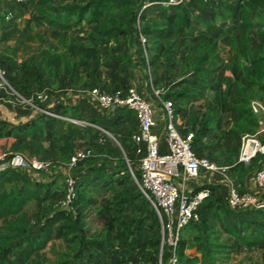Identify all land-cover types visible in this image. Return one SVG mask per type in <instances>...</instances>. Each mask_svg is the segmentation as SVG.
Returning a JSON list of instances; mask_svg holds the SVG:
<instances>
[{
  "label": "rangeland",
  "instance_id": "374dc122",
  "mask_svg": "<svg viewBox=\"0 0 264 264\" xmlns=\"http://www.w3.org/2000/svg\"><path fill=\"white\" fill-rule=\"evenodd\" d=\"M106 1L108 7L91 22L88 21L92 17L90 9L78 16L74 9L83 7L87 0L22 2L29 10L22 7L25 15L21 27H15L12 33L15 38L11 54L0 47V65L7 71L6 79L13 93L37 103L36 91L45 88L49 96L53 95V78L57 84L75 88L100 84L98 78L105 73L102 66L105 62L114 63L109 59V54L118 50L112 46L114 43L127 38L128 32L135 39L138 32L149 25L151 29H160L162 33L158 37L161 40L157 47L163 68L171 72L170 79L174 80L169 85L171 91L163 94L175 99L177 114L187 110L183 124L196 131V150L224 165L227 175L244 189L243 177L251 164L237 159L239 138L243 133L255 134L264 144V128L261 129L264 110L254 112L250 107V102L256 101L264 108V40L258 37V32L262 31L264 38V4L248 0H185L177 9L186 14L189 24L195 27L191 32L197 33L196 27H199L206 33L205 39L192 42L187 38V31L179 29L181 18L169 20L163 8H141V0ZM7 5L8 1L0 0V11ZM39 12L69 21L71 28L63 38H53L47 24L38 19ZM221 22L225 24L222 30L217 36L211 35L208 29L216 33ZM150 31L145 33L149 40L154 35ZM148 53L147 61L152 64ZM187 54L200 59L198 62L205 69L200 73V88L186 85V80L193 76V68L183 60ZM13 56L15 59L11 58ZM13 61L17 64L15 67L11 64ZM178 92L184 95H177ZM224 105L230 108L225 109ZM233 106L244 112L238 113ZM74 122L71 134L69 126H64L57 128L50 137L54 162H64L75 149L90 148L94 156L88 162L103 165L106 174L90 173L85 179L76 180L79 196L74 203L75 229L79 230L81 241L76 244L55 238L48 249L35 251L25 264H72L71 257L81 259L85 254L95 260L97 255L104 254L101 245L110 249L117 244L132 262L165 264L168 247L161 240L163 229L156 213L138 193L135 176L128 170V164L133 170L136 165L129 142L113 132L95 134L96 130L91 132L92 126ZM177 122L180 123L179 118ZM39 133L41 136L40 130ZM121 170L123 173L119 172ZM117 173L122 175L121 183L115 181ZM54 182L52 189L42 187L36 198L26 201L25 209L37 217L56 207L62 177L55 176ZM5 189L14 191L15 187ZM221 199L215 197L211 205L201 206L199 221L189 223L180 232L179 264H264V230L258 224L264 216V208L244 217L238 214L232 217L233 213L225 204L218 202ZM99 210L116 217L112 228L98 219ZM235 232L254 236L259 242L251 247H236ZM18 240L15 238L11 242ZM21 245L14 244L11 257H17ZM135 250L137 252L131 253Z\"/></svg>",
  "mask_w": 264,
  "mask_h": 264
},
{
  "label": "built area",
  "instance_id": "2783aa9c",
  "mask_svg": "<svg viewBox=\"0 0 264 264\" xmlns=\"http://www.w3.org/2000/svg\"><path fill=\"white\" fill-rule=\"evenodd\" d=\"M13 1L22 3L25 0ZM184 3L185 0H141L140 6L145 8L155 4L171 9L176 4ZM0 16L2 17L1 23H6L13 20L14 12L4 7L0 11ZM139 38L141 42L144 41L142 33H139ZM6 75V69L0 65V91L10 88ZM87 92L100 107L106 110L123 107L134 115L136 125L130 131L128 139L131 143L130 153L136 160L135 174L129 164L128 170L135 176V184L140 196L156 213L163 229L161 240L165 241L168 247L165 264H179L176 251L179 234L189 223L199 221L202 202L210 195L209 186L187 187L190 180L197 177L201 171L223 178L224 202L232 213L264 208V163L256 166L253 172V181L259 192L241 189L227 175L224 165L217 164L196 150L192 144L194 131L176 122V102L172 97L167 96L160 100L164 120L162 129L164 146H161L156 134L151 130L155 124L153 104L139 90L122 85L108 89L93 85L87 89ZM34 94L39 102L49 99V93L45 88ZM250 107L254 112L264 110L256 101L250 102ZM41 110L46 114L59 116L46 107H41ZM75 120L79 122L78 119ZM75 120L72 119V121ZM261 122L263 124L261 129H263L264 116ZM102 130L105 131L103 128ZM258 152L264 153V144L255 134L243 133L239 138L237 159L246 162ZM92 156L94 154L90 148L75 149L64 162L58 163L62 170L63 183L61 193L55 203L56 207L71 214L76 213L74 205L77 199L75 170L79 164ZM48 165V161L29 158L20 151L0 152V171L16 167L45 170ZM31 222L35 223L34 218ZM126 263H129V260Z\"/></svg>",
  "mask_w": 264,
  "mask_h": 264
},
{
  "label": "crops",
  "instance_id": "0c3cea01",
  "mask_svg": "<svg viewBox=\"0 0 264 264\" xmlns=\"http://www.w3.org/2000/svg\"><path fill=\"white\" fill-rule=\"evenodd\" d=\"M6 1H8L7 6H9L14 12L15 21H13V24L19 29L22 24V17L25 15L22 13V7L26 10L29 9L21 3H15L13 0ZM147 8L152 9L162 7L151 4L148 5ZM206 10L207 9H205V13L207 14ZM192 23L198 24V22ZM224 25L223 22L219 23L220 27H216V33H212V29H208V32L211 35L214 34L213 36H217V33L222 30ZM149 27L151 26L149 25ZM16 33L19 34L18 32H15V34ZM139 33H142L144 38V41L142 42L140 41ZM230 34L233 35L234 31H231ZM14 38L15 36L12 34L8 39L0 40V47L3 46L6 48L9 55L13 49V45L11 44L12 40L14 41ZM158 40H161V37L156 36L149 40L141 31L138 32V36H136L135 39H132L131 32H128L127 38L120 39L117 43L112 45L118 48V50L109 54V59L114 61V63L113 65L108 64L107 62L104 63L106 65H103L102 67L105 68L103 69V72L105 73L98 78L100 84L96 83L94 85L103 89L120 85L131 86L143 93L153 104V117L155 124L152 126L151 130L156 134L159 144L164 146L162 131L164 120L160 109V100L167 97L163 93L166 90L171 91L169 85H171L174 80L170 79L171 72H168L163 68L164 64L162 63L161 52L159 51V47H157V45H159ZM3 43L5 44L3 45ZM145 46H148L147 49ZM147 52H149L148 55L153 60L152 64H149L147 61ZM141 54L144 58H141ZM121 55H125L126 58H120ZM11 58L15 59L14 56ZM18 60L19 59L17 58L16 61ZM12 63L13 67L17 65L14 61L11 62V64ZM53 79V95L49 96V99L44 102L34 103L32 100L26 99L18 93H16V96L11 88L10 90L4 89L0 91V152L7 150L20 151L29 158L43 159L49 162V165L45 170L16 167L0 171V182H3V184L1 183L2 187L0 189L4 191H7L5 188L10 187H15L16 190L20 185H28L29 187L38 190L42 187H45V189H52L56 184L54 182L55 176L62 177L61 168L52 159L53 152L49 141L50 135L46 124V113L41 110V107H46L49 110L58 107L59 110L64 111L61 114L56 113L59 116H54L56 120L53 121L54 131H56L57 128L61 129L64 128V126H69L68 129L71 134V127L76 124V122L72 121V117H75L81 123L92 126L94 129H92L91 132L96 130L94 131L96 132L95 134H100V132L104 133L102 130L103 128L108 134L113 132L115 135L126 141L128 140L130 131L135 128L136 120L132 112L123 107L114 110H106L100 107L87 92V89L90 86L82 88H75L70 85L63 86L61 83L57 84L58 81L55 78ZM198 87L200 88V86ZM186 113L187 110L178 114L176 112V122L177 118L180 119V123L177 122L178 124L182 125L186 122L183 120ZM67 121L74 123V125L68 124ZM39 130L41 136L39 135ZM34 145L39 146L36 148ZM88 161L89 160L85 161L76 168V178L82 175L86 176L90 173L101 175L104 170L106 171L103 165H93ZM248 161L251 165L243 177L242 186L244 189L259 192V189L255 186L253 181V172L256 166L264 163V153L258 152ZM89 164L92 165V168ZM86 169H88V172ZM200 184H206V186H209L211 189L210 195L202 202L201 206L204 207L205 205H211L215 197L222 198L221 200H218V202L225 204L224 181L221 176L207 174L201 171L197 177L190 180L187 187ZM254 211L255 210L237 211L233 213L232 217H234L235 214L244 217V215H248ZM238 219L241 221L240 218ZM51 240H55V238L48 240L41 250L48 249L52 243ZM101 248L103 249L104 254L97 255L95 258L100 264H137L140 262H132L126 251H120L122 250V247L118 244L114 245V247H110V249L105 248L103 245H101ZM135 252H137V250L131 253ZM71 260L72 264H92L93 262L92 257H90L89 254H85L81 259L78 257H71ZM127 260H129V263H126Z\"/></svg>",
  "mask_w": 264,
  "mask_h": 264
},
{
  "label": "trees",
  "instance_id": "16d2710c",
  "mask_svg": "<svg viewBox=\"0 0 264 264\" xmlns=\"http://www.w3.org/2000/svg\"><path fill=\"white\" fill-rule=\"evenodd\" d=\"M257 4H264V0H248ZM107 6L106 0H87V3L81 7H75V11H77V16L81 15L87 9L91 10L92 17L88 19V21H93L95 18L102 12V9H105ZM182 6V4H176L171 9H165L167 12L165 13L169 20H174L176 17L181 18V26L179 29H185L187 31V38L196 42L199 39H205L206 33L203 29L196 27L197 33H192L191 30L195 28L193 24H189L188 16L184 13H181L177 8ZM7 8L11 9L9 6ZM108 7V6H107ZM179 11V12H178ZM38 19L45 22L49 27V35L53 38H63L64 34L71 28V23L69 21H62L56 19L51 16H47L44 12L37 13ZM2 17L0 16V40H6L9 36L12 35L13 31H15V26L12 20H9L6 23H1ZM147 26V25H145ZM152 27H143L141 32L148 33L150 31L154 33L152 37L159 36L162 31L160 29H151ZM17 31V30H16ZM258 37L261 41L264 40L262 31L258 32ZM184 63L188 64L193 68V76L192 79L186 80L188 86L198 87L200 85L201 76L200 73L205 70L203 65H201L198 61L200 59L195 58L194 56L187 54L184 58ZM200 79V80H199ZM193 85V86H192ZM177 95H184L182 92H178ZM173 98V97H172ZM174 99V98H173ZM176 102V101H175ZM225 109L230 108L229 106H223ZM238 113L244 112V109L238 107H232ZM53 112L55 113H63V110H59L58 107H54ZM178 107L176 105L175 112H177ZM53 121L55 117L46 115V124L48 128V132L50 137L55 134L53 130ZM190 128V127H189ZM193 130V128H190ZM194 131V130H193ZM196 131H194L192 144L194 145V139L196 138ZM130 144L129 139L127 140ZM52 148V147H51ZM53 152V150H52ZM54 156V152L52 157ZM53 159V158H52ZM90 159V158H89ZM86 159L85 161H87ZM92 168V165L89 164ZM88 172V169H86ZM120 173H123L121 170ZM106 173H102L101 176H104ZM88 175L77 177L76 180L85 179ZM115 181L117 183L122 182V175L117 173L115 175ZM112 179V178H111ZM78 181H75V185ZM206 184L196 185L195 188L204 187ZM48 189V188H47ZM46 189V190H47ZM76 197L78 198V193L75 187ZM138 191V190H137ZM211 192V189H210ZM40 191L35 188H31L28 185H20L14 191H4L0 189V264H25L27 258L34 253L35 251L41 249L45 246L48 240L54 238H60L65 242L70 243H79L81 241L79 230L75 229V215L70 212L58 208L51 207L48 211L41 213L40 216H34L31 212H29L24 207V203L30 199H34L39 195ZM139 193V192H138ZM208 198V197H207ZM206 198V199H207ZM205 199V200H206ZM204 200V201H205ZM152 209V208H151ZM259 210V209H257ZM255 210V211H257ZM37 212H40L38 210ZM98 219H100L103 224L112 228L113 220L116 219L115 216H109L105 211L99 210L97 213ZM34 218L35 223L32 224V219ZM259 226L264 230V216L262 219L258 220ZM237 243H235L236 247L238 245H243L246 247H251L256 245L259 241L254 236H246L243 234H239L237 232ZM116 235V234H115ZM117 236V235H116ZM19 238L18 241L14 243L11 240ZM21 245V248L18 252L17 257H11L10 253L14 244ZM181 241L180 239L177 241L176 251L177 254L180 252ZM80 249H77L76 253H79ZM75 253V254H76ZM92 264H100L96 259L92 260ZM63 264H65L63 262Z\"/></svg>",
  "mask_w": 264,
  "mask_h": 264
}]
</instances>
